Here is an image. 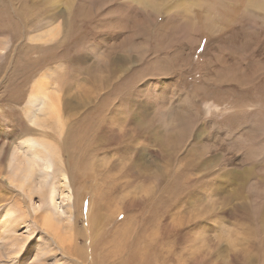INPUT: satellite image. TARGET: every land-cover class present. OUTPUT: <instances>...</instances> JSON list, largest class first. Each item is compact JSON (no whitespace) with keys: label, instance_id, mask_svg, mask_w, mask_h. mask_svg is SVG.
Here are the masks:
<instances>
[{"label":"rangeland","instance_id":"1","mask_svg":"<svg viewBox=\"0 0 264 264\" xmlns=\"http://www.w3.org/2000/svg\"><path fill=\"white\" fill-rule=\"evenodd\" d=\"M263 3L0 0V264L53 235L48 263L107 261L118 233L123 264H264ZM25 138L56 153L30 196L3 169Z\"/></svg>","mask_w":264,"mask_h":264},{"label":"bare ground","instance_id":"2","mask_svg":"<svg viewBox=\"0 0 264 264\" xmlns=\"http://www.w3.org/2000/svg\"><path fill=\"white\" fill-rule=\"evenodd\" d=\"M264 4V3H263ZM45 76L40 77L41 80L38 81L36 85V93L33 96L34 97V105L31 109H28L26 112V118L27 120L33 124L34 126H39L40 123H45V118H40L37 116L36 112L39 113H45L46 111L50 113H57L58 108V95L55 93H52L49 96V93H46V90L49 89L48 86H46L43 82ZM46 83V82H45ZM51 93V92H50ZM43 115V114H42ZM45 117V116H44ZM41 123V124H42ZM86 127L84 128V130ZM84 133L85 131H77L76 135H71L72 139L70 142V145H74L75 143H81L87 141L84 139ZM44 137H49L48 134H42ZM2 140V139H1ZM22 141L20 143H17L13 145L11 148V153L9 157L7 158V165L4 166L3 169L8 171V178H7V184L11 185L13 184L17 190L22 191V193H27V196H30L34 189H38L40 185L45 181V179L49 176V170L51 169V164L53 162V158L55 156L54 147L52 145H49L45 142H39L37 140H34L33 138H25L21 139ZM52 146V147H51ZM2 168H0V177L2 178ZM4 172V171H3ZM37 172V173H36ZM36 175V177H35ZM61 182L62 187L61 190L69 191V189L66 187L64 180L66 179L65 176L61 173ZM36 179L40 180L42 179L43 182H36ZM38 184V186H37ZM61 186V185H60ZM71 199V197H70ZM73 204H69V211L67 210V213L61 210L63 207H55L56 210L60 214L65 215L66 219L68 220L72 215V209L74 208V200H72ZM92 207V206H91ZM82 208V202L81 206ZM11 212H5L2 215H4V218L8 221L11 219ZM88 220V227L92 228V225L96 219H94V216L90 218V216L87 218ZM70 226V225H69ZM4 226L0 225V229H2ZM7 229V228H6ZM5 229V230H6ZM30 229L33 230V227L30 226ZM8 230V229H7ZM88 241L90 240V244L94 242V235L89 234ZM119 235V233H118ZM115 235L112 238H110V241L116 242V245L114 247V243L112 242L113 250L111 251L108 260L103 261L100 259L99 261H96L95 259H89V264H123V262L127 263L128 258L124 257L126 256V246L124 243L121 242V239L128 240V238L123 236ZM57 235H53L51 237L46 238V246L43 248H38L35 251H32L33 247H30L29 250L32 251L31 253H28L27 251V257L30 259V264H60L61 262V256L54 255V261L52 263H48L46 261V253L45 251H58L60 246L57 243ZM97 238V237H96ZM71 239V238H70ZM84 243V242H83ZM70 248V247H69ZM139 250L137 252L140 253ZM144 252V251H142ZM19 253V251H18ZM126 253V254H125ZM26 254V253H25ZM142 255V254H140ZM140 258V256H137ZM144 257V256H143ZM26 258V257H25Z\"/></svg>","mask_w":264,"mask_h":264}]
</instances>
